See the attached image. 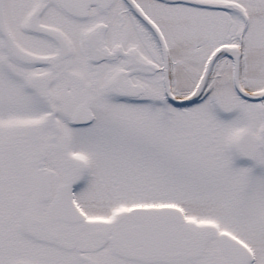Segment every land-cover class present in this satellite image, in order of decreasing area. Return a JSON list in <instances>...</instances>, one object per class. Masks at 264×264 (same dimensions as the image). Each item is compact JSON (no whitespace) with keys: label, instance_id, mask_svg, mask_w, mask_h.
<instances>
[{"label":"snow or ice","instance_id":"snow-or-ice-1","mask_svg":"<svg viewBox=\"0 0 264 264\" xmlns=\"http://www.w3.org/2000/svg\"><path fill=\"white\" fill-rule=\"evenodd\" d=\"M0 264H264V0H0Z\"/></svg>","mask_w":264,"mask_h":264}]
</instances>
